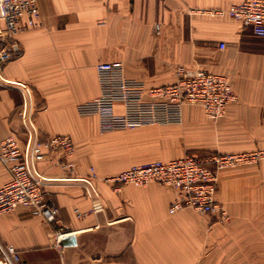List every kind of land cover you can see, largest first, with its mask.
<instances>
[{"label":"crops","instance_id":"crops-1","mask_svg":"<svg viewBox=\"0 0 264 264\" xmlns=\"http://www.w3.org/2000/svg\"><path fill=\"white\" fill-rule=\"evenodd\" d=\"M244 1L37 0L41 26L19 36L17 54L3 76L32 89L41 140L69 137L76 153L70 160L53 153L38 165L48 179L45 201L58 209L56 222L47 224L25 208L2 215L0 246H14L22 264H264V203L233 207L229 174L221 175L217 195L230 217L224 223L212 222L211 216L221 217L218 212L170 215L177 197L171 188L116 189L105 181L136 166L191 154L264 147V40L240 22L217 15ZM113 62L122 63L128 80L148 89L174 84L178 67L204 70L228 78L237 101L218 122L208 120L199 107L186 106L180 124L102 134L99 118L80 115L78 107L100 96L96 66ZM21 106L16 87L0 88V143L13 136L25 145ZM122 110L116 106L118 114ZM68 162L72 170L64 168ZM91 169L98 176L97 213L84 186L74 181L88 177ZM245 173L264 187V162ZM11 178L0 161V189ZM249 214L250 223L239 219ZM59 232L68 234L61 248L51 241Z\"/></svg>","mask_w":264,"mask_h":264},{"label":"built area","instance_id":"built-area-1","mask_svg":"<svg viewBox=\"0 0 264 264\" xmlns=\"http://www.w3.org/2000/svg\"><path fill=\"white\" fill-rule=\"evenodd\" d=\"M217 15L240 22L251 29L254 37L264 40V0H245ZM40 26L37 0H0V88L13 86L20 92L22 106L18 118L26 137L23 147L13 136L0 143V161L12 177L0 189V216L25 208L34 217L52 224L56 222L58 209L45 201L44 189L48 179L39 172L38 165L46 161L48 155L57 152H62L67 160L72 159L76 153L75 144L69 137L42 141L34 118L32 89L26 84L8 82L3 76L5 67L17 54L19 36ZM154 31L159 37L161 25H155ZM221 49H225V45ZM96 72L100 96L93 102L80 105L78 112L82 116H97L102 134L135 130L142 126L180 124L183 122L182 110L186 106L199 107L208 120L218 122L228 107L237 101L228 78L204 70L178 67L174 84L150 89L142 83L128 80L120 62L99 63ZM117 105L122 106V114L116 112ZM261 160H264V150L229 157L213 156L206 161L187 155L166 163L136 166L105 181L116 185V189L126 185L147 187L151 184L171 188L177 197L169 209L170 215L193 210L205 215L218 212L225 217L226 213L217 201L219 172L237 164ZM64 168L72 170V162L65 164ZM97 180L94 169L88 177L74 180L84 186L87 197L95 204V213L101 211L98 209ZM83 216L78 215L79 218ZM67 236L62 232L53 234L52 245L61 248ZM0 264H22L20 253L14 246H0Z\"/></svg>","mask_w":264,"mask_h":264},{"label":"rangeland","instance_id":"rangeland-1","mask_svg":"<svg viewBox=\"0 0 264 264\" xmlns=\"http://www.w3.org/2000/svg\"><path fill=\"white\" fill-rule=\"evenodd\" d=\"M226 140L227 143L230 142L229 137H227ZM262 150H264V147H258V145L256 144L254 149L246 150L242 152H207L201 154H191L189 156L202 157V155L204 156L213 155V156L229 157L234 155L251 154ZM263 162L264 160H261L256 163H241V164H237L236 166L226 168L225 170L219 172V185L221 183V175L223 173L229 174L227 191L229 194L232 193L236 196L235 199H231L229 201V203H231L233 207H239L241 209H252V208H260L264 205L263 204L264 201H262V192H264L263 185L259 180L251 178V176H248L245 173L246 169L257 167ZM219 191L220 189H218L217 195L219 194ZM224 207H226V209L228 208V206H225V204ZM211 217L214 218L212 219V222L221 221L222 223H224L230 220L229 215H226L225 217L221 216L219 218L215 216H211ZM239 219H243L246 222L248 221L247 223H250L251 215L249 214L247 216L240 217Z\"/></svg>","mask_w":264,"mask_h":264}]
</instances>
